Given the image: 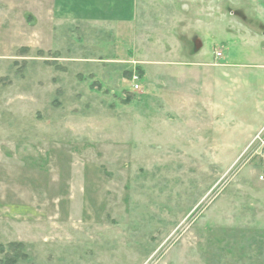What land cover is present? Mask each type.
<instances>
[{"label":"rangeland","instance_id":"374dc122","mask_svg":"<svg viewBox=\"0 0 264 264\" xmlns=\"http://www.w3.org/2000/svg\"><path fill=\"white\" fill-rule=\"evenodd\" d=\"M238 4L103 27L0 0V264H264V36Z\"/></svg>","mask_w":264,"mask_h":264},{"label":"crops","instance_id":"0c3cea01","mask_svg":"<svg viewBox=\"0 0 264 264\" xmlns=\"http://www.w3.org/2000/svg\"><path fill=\"white\" fill-rule=\"evenodd\" d=\"M54 2L55 6H53V9H55V7L58 5L61 8L62 12L64 14L66 13V18H78L85 22L101 24L103 25V27H106L107 24L108 26H121L124 24H130L133 26L138 18V0H54ZM242 4H248L250 6L253 5L257 14V27L260 29L261 34L264 36V0H240V4H238V6H242ZM236 11L239 12L238 10ZM240 12L242 14V17L246 19V23H249V20L244 15L243 11L241 10ZM184 65H186L184 67L189 66V64ZM196 66L201 67L203 65L202 63L195 62L191 64V67L184 68L183 75L181 74L180 77L186 78L185 84L188 83V81L191 82L193 79H195L194 75L197 74V70H191V68ZM145 70L146 76H148V71L146 68ZM205 76H207V72H205ZM184 89H182V112H186L188 108L191 109L190 116L183 115L184 124H195L202 126L204 124L210 123V126H208V128L210 129L211 133H217L220 128L219 125L217 123H213V120H209L210 122H207L203 118V114H206L208 117V115H210V113L212 112L210 109H212L213 102H209L210 106L208 104L202 105L197 97H194L192 95L190 90V92L188 93L187 90ZM194 89L197 90L196 86Z\"/></svg>","mask_w":264,"mask_h":264},{"label":"built area","instance_id":"2783aa9c","mask_svg":"<svg viewBox=\"0 0 264 264\" xmlns=\"http://www.w3.org/2000/svg\"><path fill=\"white\" fill-rule=\"evenodd\" d=\"M220 54H221V53H217V55H220ZM135 87L138 89L140 86H139L138 84H136ZM263 130H264V128H263ZM263 130H262V131H263Z\"/></svg>","mask_w":264,"mask_h":264},{"label":"trees","instance_id":"16d2710c","mask_svg":"<svg viewBox=\"0 0 264 264\" xmlns=\"http://www.w3.org/2000/svg\"><path fill=\"white\" fill-rule=\"evenodd\" d=\"M18 246V245H17ZM19 246H21V244L19 245ZM20 256H24V254H20ZM15 257V256H14ZM9 263H14V262H12V261H10Z\"/></svg>","mask_w":264,"mask_h":264}]
</instances>
